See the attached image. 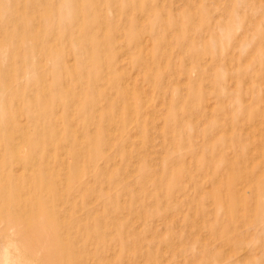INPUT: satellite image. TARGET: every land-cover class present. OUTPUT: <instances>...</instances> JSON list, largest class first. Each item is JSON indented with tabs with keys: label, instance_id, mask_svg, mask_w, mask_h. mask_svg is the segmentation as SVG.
I'll list each match as a JSON object with an SVG mask.
<instances>
[{
	"label": "rangeland",
	"instance_id": "1",
	"mask_svg": "<svg viewBox=\"0 0 264 264\" xmlns=\"http://www.w3.org/2000/svg\"><path fill=\"white\" fill-rule=\"evenodd\" d=\"M0 264H264V0H0Z\"/></svg>",
	"mask_w": 264,
	"mask_h": 264
},
{
	"label": "bare ground",
	"instance_id": "2",
	"mask_svg": "<svg viewBox=\"0 0 264 264\" xmlns=\"http://www.w3.org/2000/svg\"><path fill=\"white\" fill-rule=\"evenodd\" d=\"M24 126V125H23ZM17 147V146H16ZM17 149L21 150L19 147H17ZM18 153V151H16ZM21 153V152H20ZM21 156V155H20ZM12 172V171H11ZM9 184V183H8ZM24 206V205H23ZM7 211V210H6ZM2 229V228H1Z\"/></svg>",
	"mask_w": 264,
	"mask_h": 264
}]
</instances>
